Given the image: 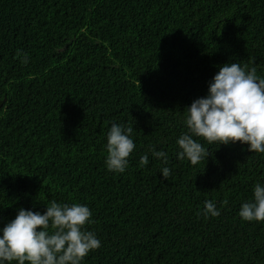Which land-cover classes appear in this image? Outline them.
Listing matches in <instances>:
<instances>
[{
	"label": "trees",
	"instance_id": "trees-1",
	"mask_svg": "<svg viewBox=\"0 0 264 264\" xmlns=\"http://www.w3.org/2000/svg\"><path fill=\"white\" fill-rule=\"evenodd\" d=\"M229 62L264 77V0H0V227L78 203L101 241L82 264H264V222L238 215L264 154L201 139L209 158H176L185 107ZM112 122L134 128L123 173Z\"/></svg>",
	"mask_w": 264,
	"mask_h": 264
},
{
	"label": "clouds",
	"instance_id": "clouds-1",
	"mask_svg": "<svg viewBox=\"0 0 264 264\" xmlns=\"http://www.w3.org/2000/svg\"><path fill=\"white\" fill-rule=\"evenodd\" d=\"M27 54L21 60L27 64ZM182 133L176 144L178 160L192 165L209 158L202 139L211 145H247L251 153L264 154V77L255 67L242 68L239 63L219 67L208 84L207 94L185 107ZM134 128L112 122L107 132L105 166L109 172L126 171L128 157L135 148ZM154 159L168 163L167 153L151 150ZM149 162L148 155L140 157L141 167ZM160 173L166 180L169 167ZM203 216L217 217L220 211L213 201H205ZM244 222H264V184L253 186V197L244 202L238 212ZM92 212L84 204L52 201L44 212L21 207L14 219L0 227V264H82L84 258L101 247L94 231L87 230Z\"/></svg>",
	"mask_w": 264,
	"mask_h": 264
}]
</instances>
